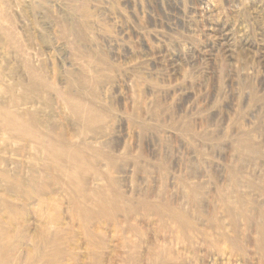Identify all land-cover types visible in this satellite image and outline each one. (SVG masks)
Segmentation results:
<instances>
[{"label": "rangeland", "instance_id": "1", "mask_svg": "<svg viewBox=\"0 0 264 264\" xmlns=\"http://www.w3.org/2000/svg\"><path fill=\"white\" fill-rule=\"evenodd\" d=\"M0 264H264V0H0Z\"/></svg>", "mask_w": 264, "mask_h": 264}]
</instances>
